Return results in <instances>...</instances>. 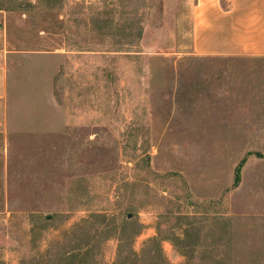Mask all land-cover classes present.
<instances>
[{"label": "rangeland", "instance_id": "1", "mask_svg": "<svg viewBox=\"0 0 264 264\" xmlns=\"http://www.w3.org/2000/svg\"><path fill=\"white\" fill-rule=\"evenodd\" d=\"M194 4L0 0V264H264V58Z\"/></svg>", "mask_w": 264, "mask_h": 264}, {"label": "crops", "instance_id": "2", "mask_svg": "<svg viewBox=\"0 0 264 264\" xmlns=\"http://www.w3.org/2000/svg\"><path fill=\"white\" fill-rule=\"evenodd\" d=\"M191 19L195 54L264 58V0H195Z\"/></svg>", "mask_w": 264, "mask_h": 264}, {"label": "trees", "instance_id": "3", "mask_svg": "<svg viewBox=\"0 0 264 264\" xmlns=\"http://www.w3.org/2000/svg\"><path fill=\"white\" fill-rule=\"evenodd\" d=\"M155 242H157L155 239L149 241V243H155ZM156 245H157L158 253L159 254L162 253V255H163V251H162V248H161V244L158 243ZM131 254L134 255V258H135L134 262L131 263V264H139L140 263L141 254L135 253V252H131ZM162 263L163 264H169L164 258L162 259ZM187 264H190V261H188Z\"/></svg>", "mask_w": 264, "mask_h": 264}]
</instances>
